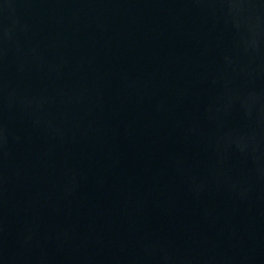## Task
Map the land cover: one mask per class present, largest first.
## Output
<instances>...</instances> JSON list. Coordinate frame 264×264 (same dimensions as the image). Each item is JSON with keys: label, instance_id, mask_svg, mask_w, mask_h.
<instances>
[{"label": "water", "instance_id": "water-1", "mask_svg": "<svg viewBox=\"0 0 264 264\" xmlns=\"http://www.w3.org/2000/svg\"><path fill=\"white\" fill-rule=\"evenodd\" d=\"M0 264H264V0H0Z\"/></svg>", "mask_w": 264, "mask_h": 264}]
</instances>
